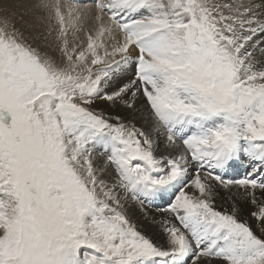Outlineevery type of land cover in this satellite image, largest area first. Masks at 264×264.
<instances>
[{"label": "snow or ice", "instance_id": "6c2138e0", "mask_svg": "<svg viewBox=\"0 0 264 264\" xmlns=\"http://www.w3.org/2000/svg\"><path fill=\"white\" fill-rule=\"evenodd\" d=\"M0 264H264V0H0Z\"/></svg>", "mask_w": 264, "mask_h": 264}, {"label": "bare ground", "instance_id": "6f19581e", "mask_svg": "<svg viewBox=\"0 0 264 264\" xmlns=\"http://www.w3.org/2000/svg\"><path fill=\"white\" fill-rule=\"evenodd\" d=\"M88 23L90 24V23H91V21H89ZM80 35H81V37L83 38V33H81Z\"/></svg>", "mask_w": 264, "mask_h": 264}, {"label": "rangeland", "instance_id": "374dc122", "mask_svg": "<svg viewBox=\"0 0 264 264\" xmlns=\"http://www.w3.org/2000/svg\"><path fill=\"white\" fill-rule=\"evenodd\" d=\"M41 27H43V26L41 25Z\"/></svg>", "mask_w": 264, "mask_h": 264}]
</instances>
